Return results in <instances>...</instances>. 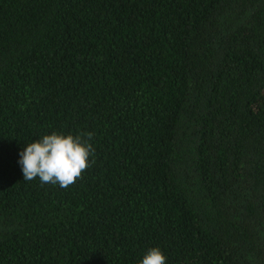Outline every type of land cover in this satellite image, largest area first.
<instances>
[{"label":"trees","instance_id":"16d2710c","mask_svg":"<svg viewBox=\"0 0 264 264\" xmlns=\"http://www.w3.org/2000/svg\"><path fill=\"white\" fill-rule=\"evenodd\" d=\"M91 132L68 188L19 153ZM264 264V0H0V264Z\"/></svg>","mask_w":264,"mask_h":264},{"label":"clouds","instance_id":"9594fccd","mask_svg":"<svg viewBox=\"0 0 264 264\" xmlns=\"http://www.w3.org/2000/svg\"><path fill=\"white\" fill-rule=\"evenodd\" d=\"M92 137L91 132L73 136L54 131L27 144L18 161L24 180L38 177L42 184L68 188L89 167V156L95 151L90 143ZM140 264H166V257L159 247H153Z\"/></svg>","mask_w":264,"mask_h":264}]
</instances>
